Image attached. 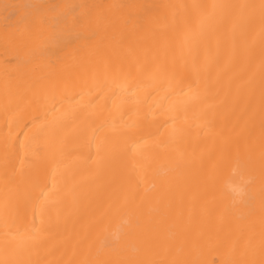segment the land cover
Segmentation results:
<instances>
[{
    "label": "bare ground",
    "instance_id": "obj_1",
    "mask_svg": "<svg viewBox=\"0 0 264 264\" xmlns=\"http://www.w3.org/2000/svg\"><path fill=\"white\" fill-rule=\"evenodd\" d=\"M0 264H264V0H0Z\"/></svg>",
    "mask_w": 264,
    "mask_h": 264
},
{
    "label": "clouds",
    "instance_id": "obj_2",
    "mask_svg": "<svg viewBox=\"0 0 264 264\" xmlns=\"http://www.w3.org/2000/svg\"><path fill=\"white\" fill-rule=\"evenodd\" d=\"M239 194H240V195L243 194V188L240 189Z\"/></svg>",
    "mask_w": 264,
    "mask_h": 264
}]
</instances>
